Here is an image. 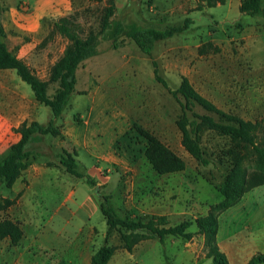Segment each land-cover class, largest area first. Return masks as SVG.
<instances>
[{"label":"rangeland","instance_id":"374dc122","mask_svg":"<svg viewBox=\"0 0 264 264\" xmlns=\"http://www.w3.org/2000/svg\"><path fill=\"white\" fill-rule=\"evenodd\" d=\"M113 1L116 6L114 20L123 25L165 29L169 26L181 27L189 19V29L156 42L151 56L146 55L130 38H126L118 49L112 48L110 38L101 40L97 55L99 59L94 66L107 69L108 74L104 71V76L118 77L116 88L128 87L126 94L119 95L120 98L118 96L115 107L131 106L134 110L133 125L115 149L118 156L125 155V164L96 163L97 174L92 175L91 161L87 158L89 165H77V170L84 176L79 178L68 173L62 165L61 157L65 153L59 151L57 137H43L42 142L33 147L43 151L40 157H34L35 161L64 175L60 181L63 193L51 191L44 198L46 207L51 211L60 210L56 219L57 229H45L46 243L42 247L35 245L30 229L24 222L15 219L24 230V238L18 245H13L11 241L3 245L5 251L16 247L18 252L39 254L47 260L43 264H91L93 255L103 245L116 248L109 264H193V260L177 258L175 261L177 247L163 245L160 241L150 251L135 249V253L128 252L123 248L117 231L106 238L108 225L101 206L106 201L120 218L148 221L152 216L139 213L142 199L145 196L159 195L165 198L169 195L172 213L167 217L171 223L195 222L223 201L219 186L235 165L232 163L233 156L243 158L242 166L248 179L258 172L259 163L250 148L204 125L199 116L211 115L216 121L219 119L190 101L189 108L185 110L189 129L193 136L199 138L209 164L203 165L194 159L183 146L177 125L183 115L178 97L183 102L185 100L181 95L175 97L170 90L177 91L186 77L199 93L221 110L255 122L258 125V140L264 144V13H242L240 7L243 0ZM109 5V0H98L90 5V11L79 17L85 32L90 28L98 29L99 21ZM261 7L264 9V0H261ZM53 38L57 44L55 64H58L72 43L60 34H54L51 40ZM154 61L158 75L168 87L157 80ZM81 68H84V63ZM53 70L48 77V94L51 96L59 88L56 82L57 68ZM135 80L144 91L133 98L131 94L135 91ZM88 87L80 74L76 86L80 90L74 92L66 114L86 113L88 99L84 95L88 93ZM130 97L132 100L128 99ZM43 109L46 118L53 117L49 107L44 105ZM136 125L179 156L186 164L185 170L160 174L154 169L147 157L150 142L140 134ZM8 152L0 151V163ZM88 178L93 184L88 183ZM9 190L5 183L0 184V196L8 195ZM131 196L135 200L131 201ZM82 203H85L83 207ZM240 203L264 208V186L247 193ZM16 213L14 207L10 214L8 211L2 213L0 220ZM251 216L259 224L264 218V209L260 212L255 210ZM227 223L231 224L230 218ZM229 226L234 228V225ZM189 231L193 235L190 240L202 247V253L208 256L209 246L199 233L197 224L194 223ZM225 231L227 234L228 230ZM177 238L176 242L179 243L190 241Z\"/></svg>","mask_w":264,"mask_h":264},{"label":"crops","instance_id":"0c3cea01","mask_svg":"<svg viewBox=\"0 0 264 264\" xmlns=\"http://www.w3.org/2000/svg\"><path fill=\"white\" fill-rule=\"evenodd\" d=\"M2 1L0 0V4L4 11L0 14V21L5 34L1 40L11 53L27 63L38 78L49 81L48 77L56 65L57 44L54 38L53 40L50 38L55 22L61 17L89 7L98 0ZM98 57L86 60L84 68L80 66L77 71V79L81 74L89 85L88 93L84 95L88 99L86 113L66 114V109L62 117L56 119L61 135H33L27 145V149L30 145L28 150L34 152L29 167L22 172L21 177L9 190L10 193L4 196L14 199L20 195L14 206L17 213L11 214L10 217L24 222L30 229V236H33L35 245L43 247L46 243V228L57 229L56 219L60 210L53 212L46 207L45 196L51 191L63 193V185L60 181L64 175L35 161L34 157H40L43 151L33 147L42 142L43 137H57L59 151L72 154L77 164L89 165L90 163L86 161L88 158L91 161L92 175L97 174L96 163L125 164V155L118 156L115 149L119 140L133 125L134 110L131 106L115 107L118 96L126 94L128 87L116 88L119 78L104 76V71L106 72L107 69L94 66ZM81 70L83 71L80 72ZM106 73L108 74V71ZM25 83L16 70L0 69V151L8 150L11 145L20 141L21 132L26 125L38 122L42 126H47L53 119V117H45L44 105L37 101L33 90L31 89V92ZM133 86L135 91L131 95L135 98V95L138 96L139 92L144 90L136 80ZM128 99L132 100L131 97ZM137 109L138 106L135 111ZM168 196L162 198L159 195H152L143 199L141 197L142 208L138 207L139 213H144L146 216H170L172 204ZM132 199L133 196L130 200ZM84 204L82 203L81 206L83 207ZM11 209L8 210L9 214ZM261 209L264 208L239 203L220 216L217 240L221 250L227 254L230 264H247L255 254L264 253V218L257 224L251 216L255 210L260 212ZM2 213L5 212H0V215ZM228 218L231 219V224L227 223ZM228 225H234V228L231 229ZM225 229L228 230L227 234ZM177 239L179 238L171 236L163 244L177 247L174 254L175 261L184 259L190 262L193 260V264H212V258L202 253V247H199L195 241L179 243L176 242ZM10 241L8 238L0 240V264H43V261H47L39 254L18 252L16 247L5 251L3 243ZM157 241L159 240L143 241L135 249L150 251L156 247Z\"/></svg>","mask_w":264,"mask_h":264},{"label":"trees","instance_id":"16d2710c","mask_svg":"<svg viewBox=\"0 0 264 264\" xmlns=\"http://www.w3.org/2000/svg\"><path fill=\"white\" fill-rule=\"evenodd\" d=\"M109 2L110 5L106 9L105 15L99 21L98 29L90 28L89 31L85 32L79 20V17L90 11L92 6L61 17L55 22L50 38L54 34H60L67 37L72 45L66 50L63 59L53 68V71L57 68L58 76L56 75V82L58 81L59 83L58 91L53 96L48 94L49 81L38 78L25 61L7 49L6 44L1 40L5 31L0 21V69L16 70L22 80L31 87L37 101L49 107L53 114V119L47 126H42L38 122L25 126L21 132L20 141L10 146L7 156L0 163V184L5 183L11 189L21 177L22 172L29 167V160L34 155V152L28 150L27 145L32 140L33 135H61V130L56 125V119L62 117L69 106L72 95L76 91L79 67L86 60L99 55V45L102 39L110 38L112 40V48L118 49L126 38H130L146 55L151 56L156 42L183 33L190 26L189 19H186L181 27L169 26L165 29L123 25L114 20L116 6L113 0H109ZM240 10L246 14L264 13V9L261 7V0H243ZM3 11V6L0 4V14ZM153 64L157 80L165 87H168L165 80L158 75L156 62L154 61ZM170 91L175 97L181 95L185 100L183 102L178 97L183 115L177 125L182 134V144L194 159L203 165L209 164L199 138L193 136L189 129L190 123L185 110L189 108L188 103L190 101L197 103L207 112L215 114L219 119V121H216L211 115L199 116L204 125L219 131L233 142L242 143L250 148L259 163V170L248 179L245 174L246 169L242 166L243 158L233 156L232 163L235 165L219 186V190L224 196L223 201L212 212L198 218L195 222L184 221L173 225L167 216L159 215L152 216L148 221L123 219L105 201L101 209L108 225L106 238H109L112 232L117 231L123 243V248L132 253L138 244L151 239H157L162 244L171 236L190 240L193 235L189 229L196 223L199 233L205 237L209 246L208 257L212 258V264H230L227 254L221 250L217 240L220 216L228 209L239 204L247 193L257 187L264 186V144L258 140V125L253 121L245 120L221 110L213 101L199 93L186 77L183 78L177 91ZM137 130L150 142L147 157L154 169L160 174L185 170V162L169 147L141 127L137 126ZM61 163L71 175L79 178L84 177L77 170L78 164L72 154L65 152L61 157ZM88 183L93 184L89 178ZM19 196L14 199L0 196V212H7L14 207ZM5 238L10 239L13 245H18L24 238L23 228L10 216L0 220V240ZM115 252V247L103 245L93 255L91 264H109ZM247 264H264V253L255 254Z\"/></svg>","mask_w":264,"mask_h":264}]
</instances>
